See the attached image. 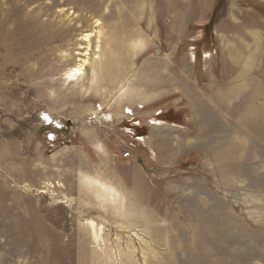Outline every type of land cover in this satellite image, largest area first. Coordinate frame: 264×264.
I'll use <instances>...</instances> for the list:
<instances>
[{
  "label": "rangeland",
  "instance_id": "374dc122",
  "mask_svg": "<svg viewBox=\"0 0 264 264\" xmlns=\"http://www.w3.org/2000/svg\"><path fill=\"white\" fill-rule=\"evenodd\" d=\"M0 264H264V0H0Z\"/></svg>",
  "mask_w": 264,
  "mask_h": 264
},
{
  "label": "bare ground",
  "instance_id": "6f19581e",
  "mask_svg": "<svg viewBox=\"0 0 264 264\" xmlns=\"http://www.w3.org/2000/svg\"><path fill=\"white\" fill-rule=\"evenodd\" d=\"M96 25H98V21H95ZM94 34V33H93ZM93 35L85 34L83 36L84 41L89 42L90 37ZM85 53V52H84ZM97 53V52H96ZM87 53L85 54V56ZM98 58V57H97ZM88 58L83 60V65L88 64ZM82 64H77L76 66L70 68L67 72L64 73V77L66 80H68L70 83H78L81 79V76L83 75ZM129 89L127 87H120V89L117 91V96L122 97L124 96ZM134 96H136V93H134ZM97 149L101 152H103V147L99 143L96 145ZM85 179V180H83ZM81 184L82 188H86L90 196L95 199V201H99V207L105 208V203H109L113 206V208L116 211L117 216L123 217L126 216V213L124 211L125 208V197L116 187H113L109 185L106 182L98 181L95 178L91 177H83ZM102 210V209H101ZM91 228H94L93 223H90ZM96 234H94L95 236Z\"/></svg>",
  "mask_w": 264,
  "mask_h": 264
},
{
  "label": "water",
  "instance_id": "95a60500",
  "mask_svg": "<svg viewBox=\"0 0 264 264\" xmlns=\"http://www.w3.org/2000/svg\"><path fill=\"white\" fill-rule=\"evenodd\" d=\"M70 124H71V122H69V121L66 122V126H67V127H69Z\"/></svg>",
  "mask_w": 264,
  "mask_h": 264
}]
</instances>
